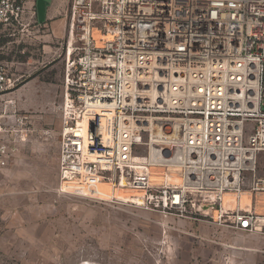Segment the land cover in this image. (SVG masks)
<instances>
[{"label":"built area","instance_id":"1","mask_svg":"<svg viewBox=\"0 0 264 264\" xmlns=\"http://www.w3.org/2000/svg\"><path fill=\"white\" fill-rule=\"evenodd\" d=\"M29 1L0 0V26L28 25L36 15ZM70 7L61 180L90 197L114 182L140 191L147 209L255 230L259 215L241 197L264 193L257 176L264 0H71ZM1 38L3 168L23 140L25 117L5 108L14 82ZM155 170L161 181L152 179Z\"/></svg>","mask_w":264,"mask_h":264},{"label":"rangeland","instance_id":"2","mask_svg":"<svg viewBox=\"0 0 264 264\" xmlns=\"http://www.w3.org/2000/svg\"><path fill=\"white\" fill-rule=\"evenodd\" d=\"M67 42L42 31L8 56L14 83L5 108L25 124L0 168V264H264V232L147 209L140 191L114 182L112 192L133 200L84 196L61 180ZM257 176L264 178V152Z\"/></svg>","mask_w":264,"mask_h":264},{"label":"crops","instance_id":"3","mask_svg":"<svg viewBox=\"0 0 264 264\" xmlns=\"http://www.w3.org/2000/svg\"><path fill=\"white\" fill-rule=\"evenodd\" d=\"M70 1L71 0H30L28 8H34L36 15L33 18H28V25L24 26L23 29L18 28L17 31L16 29H6L4 26H0V34L2 35L1 45L5 48L3 57L8 65H10L8 56H12L10 53L13 52L12 45L14 43L18 45L20 41H27L29 35H39L40 32L44 31L46 37L53 40H65L69 37L71 17ZM11 31H14V33H11ZM25 48V45L22 44L19 52H24ZM7 97L11 96H4L5 105L8 107L12 99ZM58 130H60V128H58ZM11 135L13 137V134ZM245 194L251 193L246 191L242 194V197ZM261 194L264 193L251 194L252 203L244 207L245 209H253L260 218L256 229L251 232H264V195ZM242 197L241 199H243Z\"/></svg>","mask_w":264,"mask_h":264},{"label":"bare ground","instance_id":"4","mask_svg":"<svg viewBox=\"0 0 264 264\" xmlns=\"http://www.w3.org/2000/svg\"><path fill=\"white\" fill-rule=\"evenodd\" d=\"M156 172H157V170H155V172H154L155 174L153 175V178L152 179L154 181H157V182L158 181H161L162 180V176L160 175L159 171L157 173ZM172 180L174 182H179L180 181L178 178H175V177H173ZM98 187H99L101 193H103L104 195H106L108 197H118L119 199H126L127 201L133 200L132 197H131L132 195H130V196L124 195L123 192H121V191H113L112 192L111 184L108 183V182H101ZM135 197H138L137 200H140L141 199V194L140 193H137L135 195ZM242 198H243L242 201H243L244 204H250L251 203V197H250V195L245 194V195H243ZM234 201H235V196L233 194H229L225 198V202H226V204L228 206L234 205Z\"/></svg>","mask_w":264,"mask_h":264}]
</instances>
